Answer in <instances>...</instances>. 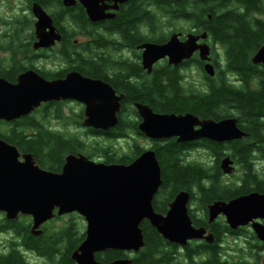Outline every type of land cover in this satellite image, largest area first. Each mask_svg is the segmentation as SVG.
Wrapping results in <instances>:
<instances>
[{"label": "trees", "instance_id": "obj_1", "mask_svg": "<svg viewBox=\"0 0 264 264\" xmlns=\"http://www.w3.org/2000/svg\"><path fill=\"white\" fill-rule=\"evenodd\" d=\"M25 1L29 10L31 4L36 2L50 11L53 23L63 39L61 49L54 52L65 59L84 55L105 57L109 55V50H119L118 45L110 39L108 33L112 34L111 32L120 35L121 41L126 40L133 47L148 41L164 43L171 33L187 32L197 25L198 29L194 33L205 32L212 46L215 44L223 47L226 66L219 69L212 78L205 74L198 58L193 57L190 68L195 67L202 73L205 81L203 88H186L179 70L162 66L154 76H145L141 85L122 83L121 87L126 88L124 93L127 102L124 104L129 105L134 100L148 105L157 113H191L215 121L233 116L241 129L247 131L250 137L256 136L257 143L264 144V122L261 121L264 118V69L250 63L251 55L264 43V0H129L119 6L113 18L97 23L89 21L79 3L65 7L62 0ZM9 8L12 9L11 6ZM2 21L6 27L0 34V77L13 82L17 73L26 70L29 65L33 67L38 60L35 50L30 49L34 40L33 17L31 14L15 12L11 17L2 18ZM23 32L27 34L22 35ZM76 36L86 39L75 41ZM116 41L121 42L118 39ZM81 63L85 65L86 61ZM78 69L84 70L83 67ZM98 71L94 68L89 70L93 74ZM223 72L228 74L223 76ZM232 74L243 82L241 88L228 80ZM57 75L46 76L51 78ZM254 78L262 83L261 89H249V83ZM221 107L226 110L230 108L231 114L218 113ZM234 109L236 111L233 115ZM60 118L61 106L53 103L48 108L36 109L11 122L1 121L0 138L15 145L21 153L32 154L42 168L54 172L60 171L66 154H83L92 160L98 155L106 164H128L146 150L135 143V137L129 133L130 130L145 138L137 130L138 120L134 109H123L117 125L108 131L86 128L87 136L107 142L104 146L97 142L88 143L75 134H67L66 131L48 126V121ZM78 126L83 127L79 123ZM126 137L132 138L129 143L131 154L119 153L115 148V142ZM220 146L221 144L208 139L182 143L176 142L174 138L152 141L150 148L155 151L162 178V186L152 202L154 210L161 213L166 209V202L173 199L179 190L191 188L192 185V188L199 186L203 189V180L208 174L207 168H204L206 165L189 161L187 155L194 149L210 148L219 163L222 151L217 147ZM252 147L242 146L239 155H246ZM237 151L234 147L235 155ZM212 196V191L206 195L207 198ZM159 201L163 204L160 205ZM69 215L71 217L67 226L53 228L51 231L46 224L42 227L41 234L33 235L30 233V217L19 216L16 220H9L0 212V233L9 232L13 237L8 245H4L6 250L0 251V264H37V260L41 259H47L51 264H72L69 251L84 240L85 233L84 225L78 227L81 220H78L76 214ZM140 227L144 237V250L137 263L168 262L174 245L166 242L147 221H143ZM62 247L64 251L60 253ZM208 247L201 246L203 249ZM27 253L32 254L34 259L27 258ZM157 254H160L159 258L156 257ZM240 262L250 264L247 260ZM202 264H216V261L211 256Z\"/></svg>", "mask_w": 264, "mask_h": 264}, {"label": "water", "instance_id": "obj_2", "mask_svg": "<svg viewBox=\"0 0 264 264\" xmlns=\"http://www.w3.org/2000/svg\"><path fill=\"white\" fill-rule=\"evenodd\" d=\"M128 1L62 0V4L69 7L79 3L88 19L97 23L113 18L114 11ZM30 10L35 19L33 48L54 46L62 36L50 14L36 2ZM179 37L180 33H174L164 43L144 42L138 46L147 71L163 58L176 65L198 51L200 60L207 62L204 69L213 75L210 48L206 43H198L206 34L189 33L184 41ZM252 62L264 64V46L252 56ZM121 98L109 84L75 71L64 79L47 80L29 69L19 73L15 82L0 77V122L27 116L49 101L70 99L84 104V127L108 131L117 125ZM134 106L140 119L137 130L152 141L174 138L181 143L205 138L225 142L247 135L237 127L234 118L215 121L191 113H157L142 103ZM229 163L228 158L223 159L221 167L225 172L230 171ZM160 170L155 151L148 148L128 164H106L83 154H67L61 171L54 172L42 168L32 154L21 153L0 138V212L9 220L30 216L33 235L41 234V225L56 216H82L85 238L72 253L77 264H100L93 257L99 250L137 251L144 245L140 227L143 221H148L168 242L183 245L190 238L201 236L203 230L191 225L186 209L189 195L185 191L173 198L165 214L154 211L152 202L161 184ZM209 211L210 220L223 213L231 226L247 224L255 217L264 219V193L254 192L228 203L216 202ZM252 229L264 241V225L252 223ZM211 236L205 239L211 242Z\"/></svg>", "mask_w": 264, "mask_h": 264}, {"label": "flooded vegetation", "instance_id": "obj_3", "mask_svg": "<svg viewBox=\"0 0 264 264\" xmlns=\"http://www.w3.org/2000/svg\"><path fill=\"white\" fill-rule=\"evenodd\" d=\"M197 29H198V26L194 25L190 31H196ZM190 31L188 30L187 32L181 31L180 40L182 41L185 40L186 36L188 35V33H190ZM111 33L113 34L114 32H111ZM108 34L110 35V39H112L118 45L119 50H111L112 53L109 55H106L105 57L100 56V55H84V56H70L69 59H64V57L61 56L62 61L60 63L54 64L53 67H49V68L47 67L48 64H45L46 60L43 58L51 56V53L54 51H57V49L60 50L62 47L63 39L61 37V40L52 47L35 49L33 48V43L35 41V38H34L31 49L35 50L36 56L39 57L38 59L39 65H37V63L34 64L33 67L29 65L26 68V70L32 69L36 71L37 73H39L43 78L47 80L64 79L65 76L72 71L78 72L84 77L101 80L109 84L112 87V89L115 91L116 95H120V96L122 95V98L120 101V112L118 113V121L122 115L123 109H131V110L134 109L137 120H138L139 116L134 106V104L137 102L132 100L129 105L124 104L125 102L124 91L126 90V88L121 87V84L128 82L130 85H141L144 82L143 80L145 76H148V77L154 76L155 72L162 66H168V67L170 66L171 68H175L179 70V73L186 74V72H188L187 70L190 68L191 59L182 60L178 64L174 65V64H169L167 58H163L161 60L156 61L152 65L151 71L148 72L142 62L141 50L138 49L137 47L139 44H135L133 47H131L126 40L121 41L120 35H115V34L112 35L110 33ZM113 36H117V37H113ZM116 39L120 40L121 42L118 43ZM204 40L208 43V38ZM204 40L200 39L198 42L199 43L205 42ZM209 46H210V43H209ZM213 48L215 49V46ZM195 54L198 55L197 52H195L194 55ZM83 61H86L85 65L81 63ZM217 62L218 60L216 59V56L212 55L211 64L214 67L215 66L218 67ZM200 63L202 67L205 64L204 61L203 62L200 61ZM78 67L79 68L83 67L84 70H79ZM93 68L99 70L97 74H93L92 72H89V70L90 69L92 70ZM21 72L23 71H20L19 73ZM19 73L15 75V78H14L15 80L13 82L16 81V77ZM53 74H58V75L57 77L53 76L51 78H47L46 76V75H53ZM53 103H57V105L61 107L62 106H66L70 108L75 107V106L78 107L80 112L79 114H74V117L75 118L79 117V118L77 119L78 120L77 122L75 120H73V122L74 124L79 123L82 125L84 104L76 100H70V99L59 100V101H49V102L43 103L37 109L48 108V106H50ZM252 137H254L256 141H247V140L244 141V139H241V140L233 141L232 143H229V144L218 143V144H221L220 146L221 148L217 147V149H220L223 152V148L226 146H230V145H231L230 149L234 147L238 149L237 151L238 153L236 152V155H238L237 157L235 153L233 152L229 156L234 165V169H235L234 161H237L241 164L242 163L251 164L250 161L247 160V158H245L244 154L239 155L240 154L239 150L242 146L252 147L255 145V147H252L250 152L246 154L248 157H250L251 152H254L255 148L259 146V144L257 143L258 140L256 136H251V137L248 136L247 138H252ZM199 149H204V148L194 149L193 151L199 150ZM207 149H209L212 152L210 148H207ZM207 170H208L207 177L203 180V185H202L203 189L201 187L200 188L195 187L193 189L192 188L193 185L191 183L192 185L191 188H184L182 190H179L178 193L180 191H185L189 195V199L186 204V209H187V214L192 223V226H194L195 228L204 229L205 233L211 234L213 236V241L209 243L205 241L204 237H197V238H193L192 240H189L188 242H186L184 246L173 243L174 247L171 253V257H170L171 261L163 262V263L161 261H158L157 264H202L208 261L211 256L215 259L216 264H242V262L240 261L234 260L232 263L231 261H229V259L228 260L225 259L224 254H222V251H223V243H221L222 238H224L223 241L225 244H227L229 240L228 238L232 239L230 243L231 249L235 247V249L238 248V249L245 250L246 248L250 250L252 253L251 258H254L253 261L247 260L250 264H256L257 262L255 263V258L260 257V255H263L264 241L257 239L256 235L250 228V223L249 225L248 224L238 225L233 228L229 224L226 223V219L222 214H218L216 217H214V219L210 220L209 208L215 202H228L229 200L233 198H236L239 196H245V195H248L249 193L256 192L259 194H263L264 193V166L260 167V169H257L256 167H253L251 165H248V166L244 165L243 172L239 171L240 173H238L237 170H234L230 174H223L221 166H220V161L218 163L214 159L213 166L207 167ZM160 173H161V170H160ZM161 186H162V178H161V184L158 188V191L160 190ZM211 191L213 192V196L207 198L206 195L210 193ZM157 193L155 194L154 197L157 196ZM198 197H200L199 202H198ZM195 199L197 200L196 201L197 203L194 202ZM172 200L173 199H171L170 201ZM170 201L166 202V209H163L161 211V214H165L167 212ZM159 204L162 205L163 204L162 201H159ZM62 216H56L54 217V219L58 217H62ZM76 217L81 219V222H83V225H85L84 226V233H85L86 223L84 221V218L80 215H76ZM51 221L52 220L44 223L43 225H41L40 228H42L46 224H49ZM253 222L264 225V219L260 217L254 218ZM4 233L6 232L0 233V235ZM202 235L205 236V234H202ZM206 245H208L209 247L205 249L201 248V246H206ZM78 246L69 251V258L72 264H77V262L73 260L72 258V253L78 248ZM1 250L2 251L6 250V246L0 245V251ZM143 250H144V246L138 249L137 251L128 250V249H123V250L122 249H115V250L114 249H104V250L96 251L93 254V257L95 261L100 264H110V263L117 262V261H121V264H125L124 261H128L127 264H138L137 260H139L141 256L143 255L142 254ZM59 251L60 253H62V251H64V248L63 247L60 248ZM23 252H26V251H23ZM156 257L159 258L160 254H157ZM178 257H179L178 259L179 261H176ZM37 262L39 264H44V263L51 264L49 263V260L47 259L45 260L41 259V261L37 260Z\"/></svg>", "mask_w": 264, "mask_h": 264}, {"label": "rangeland", "instance_id": "obj_4", "mask_svg": "<svg viewBox=\"0 0 264 264\" xmlns=\"http://www.w3.org/2000/svg\"><path fill=\"white\" fill-rule=\"evenodd\" d=\"M9 6H11L12 9H10ZM45 11L48 14H50V11H48V10H45ZM15 12L24 13V14H31V16L33 17V23H34V20H35L34 16L32 15L31 10L27 9V3L25 0H0V17L5 19V18H8V17H11L12 15H14ZM2 18H0V34L2 32V29L4 27H6L3 24ZM25 34H27V32H25V33L23 32L22 35H25ZM85 39L86 38L83 36H76L75 41H83ZM217 50L219 51L220 59H222L221 55H224L223 47L219 45V46H217ZM54 53H51V56H49V57L43 58L46 60L45 64H48L47 65L48 68L53 67L54 64L60 63L62 61L61 55H59L58 52H54ZM108 53L111 54L112 52L109 50ZM36 58L39 59L38 56ZM36 63H37V65H39L38 60L34 64H36ZM42 64H43V62H42ZM187 71L188 72L184 71V72H186V74L182 73V83L186 88L189 86H195L197 88L205 87V81L203 80L202 73H200L195 67L191 68L190 70L188 69ZM229 79L231 80L232 83H234L235 86L239 85V82L237 81L235 76L231 75V76H229ZM261 84L262 83L258 81V83L255 84L254 86H255V88L258 87L259 89H261V87H262ZM222 109L223 108L221 107V109H220L221 111H219L218 113H223V114L229 113V114H231V111L229 112L230 108L228 110H226V109L222 110ZM235 111H236L235 109H234V111H232L233 115H234ZM73 112H74V114H79V112H80L79 108L76 106L71 107V108L66 107V106H62L61 107V118L59 120L51 119L50 121L47 122L48 126L53 127L55 129L66 131L67 134H71V135L75 134L76 136H79V137L86 139L88 141V143L94 144L95 142H97V144H101L104 146L107 142H104L100 138L97 139L96 137H88L87 134L85 133V131H86L85 127L80 128L78 126V123L74 124L73 120H75L77 122L78 121L77 119L79 117L75 118L73 116ZM132 116L134 117L133 114H132ZM261 121L264 122V118L261 119ZM262 132H264V126L262 127ZM129 133H131V136H133V138L135 137V143H137L139 146L144 147V148H149L151 146V144H152L151 140L144 138V137H139L130 130H129ZM262 136L263 135H261L260 137H262ZM131 140H132V138H129V137L119 139V140H117V142H115V145H117V146H115V148L117 149V151H119V153L131 154L130 153L131 149H130V145H129V143L132 142ZM247 141H256V140L254 139V137H252V138H248ZM262 143L263 142L258 143L259 146H257L255 148L254 152H251L250 157L245 155V158H247V160H250L251 164H254L256 162V160L263 158L262 156L264 154L263 153L264 152V144H262ZM230 146L224 147L225 151L223 150V152H221V153L222 154H230V152L233 151V148L230 149ZM258 148H260L261 150H258ZM221 153H220V155H222ZM213 156H214V154L207 148L192 151L191 155H187V157L190 158L189 161H197V162H201V163L207 162L208 167L213 166V161H212V159H214ZM185 159H186V157H185ZM102 160L103 159L101 157H98V155H95L94 161H102ZM238 160H239V158H238ZM234 162H235V170H237L238 173H240L239 171L243 172L244 171V164L243 163L241 164L237 161H234ZM260 162L264 163V160L263 161L261 160ZM260 162L256 164L258 169H260V167L264 166V164H262ZM236 183H237V181H236ZM197 187H199V186H197ZM199 198L200 197H198V202H199ZM196 201L197 200L195 199L194 202L197 203ZM70 217L71 216L69 214L68 215L66 214L62 217L55 218L51 221V223H49L47 225V227L51 230L53 228H59L61 226H67V222L69 221ZM78 220H81V219L78 218ZM79 224H80V226L83 225V223L78 222V227H80ZM12 238L13 237H12L11 233H4V234L0 235V245L1 246L8 245L9 241ZM223 239L224 238H222V240H221V243H223L222 254H224L226 260L229 259V261H231L232 263L234 260L235 261H244V260H252L253 261L254 260V258H251L252 253L250 250L246 249L245 247H244L245 250L238 249V248L235 249V247H233L231 249L230 243H231L232 239L228 238L229 240H228L227 244L224 243ZM165 241L168 242L167 240H165ZM61 245H62V243H61ZM27 258L34 259L32 254H30V253H27ZM178 259H179V257L177 258L176 261H179ZM170 261H171V258L169 259L168 262H170ZM257 262H258V264H264V252H263V255L259 257Z\"/></svg>", "mask_w": 264, "mask_h": 264}]
</instances>
